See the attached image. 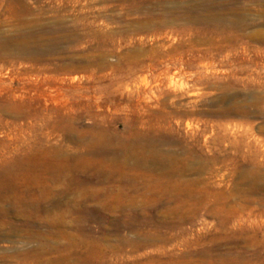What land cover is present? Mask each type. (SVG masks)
I'll return each mask as SVG.
<instances>
[{"label": "rangeland", "instance_id": "1", "mask_svg": "<svg viewBox=\"0 0 264 264\" xmlns=\"http://www.w3.org/2000/svg\"><path fill=\"white\" fill-rule=\"evenodd\" d=\"M0 264H264V0H0Z\"/></svg>", "mask_w": 264, "mask_h": 264}, {"label": "bare ground", "instance_id": "2", "mask_svg": "<svg viewBox=\"0 0 264 264\" xmlns=\"http://www.w3.org/2000/svg\"><path fill=\"white\" fill-rule=\"evenodd\" d=\"M8 42V41H7ZM19 42V41H18ZM6 45V44H5ZM14 95V94H13ZM156 169V168H155ZM54 179V178H53ZM62 179V178H61ZM79 180V179H78ZM67 182V181H66ZM3 200H7V199H4L3 198ZM181 201V200H180ZM178 203V202H177ZM50 205V204H49ZM34 206V205H33ZM69 206V205H68ZM30 208H32V206L30 207ZM42 212V211H41ZM5 214V213H4ZM53 214V213H52ZM73 214V213H72ZM50 215V214H49ZM10 216V215H9ZM6 217V216H5ZM23 218V217H22ZM4 219V218H3ZM6 221V220H5ZM18 221V220H17ZM20 222H22V221H20ZM3 223V222H2ZM24 223V222H23ZM31 224V223H30ZM27 225V224H26ZM31 225H33V224H31ZM51 225V224H50ZM6 226H7V224H6ZM57 226V225H56ZM79 227V226H78ZM57 228V227H56ZM62 228V227H61ZM34 229V228H33ZM77 230H78V228H77ZM9 233V232H8ZM56 234V233H55ZM61 234H63L62 232H61ZM26 236V235H25ZM88 238V237H87ZM26 241V240H25ZM49 241H47V243H48ZM69 244V243H68ZM31 247V246H30ZM51 249V248H50ZM71 250V249H70ZM45 252V251H44ZM52 252V251H51ZM21 253V252H20ZM4 258V257H3Z\"/></svg>", "mask_w": 264, "mask_h": 264}]
</instances>
